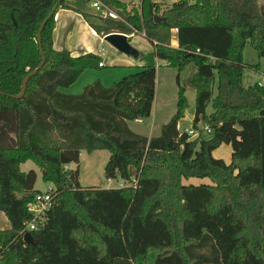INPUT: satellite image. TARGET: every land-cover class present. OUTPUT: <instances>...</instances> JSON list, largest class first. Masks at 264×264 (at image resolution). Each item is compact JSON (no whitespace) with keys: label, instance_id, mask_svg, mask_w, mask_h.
Here are the masks:
<instances>
[{"label":"trees","instance_id":"16d2710c","mask_svg":"<svg viewBox=\"0 0 264 264\" xmlns=\"http://www.w3.org/2000/svg\"><path fill=\"white\" fill-rule=\"evenodd\" d=\"M100 1L120 19L83 12L98 34L143 33L156 57L177 68L176 112L155 136L128 124L151 118L154 66L63 92L87 69L102 67L97 53L53 47L55 14L70 6L0 0V210L10 221L0 229V264H264V85L243 81L246 44L264 57V0H173L165 8L157 0ZM175 28L178 47L171 46ZM41 47L45 63L18 96L43 60ZM187 85L196 92L197 136L179 128ZM223 143L232 147L230 162L213 155ZM95 150L110 152L105 176L124 186L81 185L79 169L68 165ZM29 160L55 187L45 224L30 231L35 244L23 232L40 191L36 171L21 169ZM192 177L212 183H184ZM197 189L207 195L191 194ZM187 209L197 229L180 227Z\"/></svg>","mask_w":264,"mask_h":264},{"label":"rangeland","instance_id":"374dc122","mask_svg":"<svg viewBox=\"0 0 264 264\" xmlns=\"http://www.w3.org/2000/svg\"><path fill=\"white\" fill-rule=\"evenodd\" d=\"M124 1L130 4L135 0ZM160 1L163 3V8L173 2V0ZM128 7L130 8L131 6L129 5ZM117 18L120 19L118 14ZM141 34L143 33H140V35L131 39V44L136 48L139 47L140 56L134 57L132 55H127V57H130L135 61V64H128L127 62L118 61H116L115 63H110V59H108V57H104V67L87 69L73 85L66 89V91L74 93L81 92L86 84H89L97 79L101 80V82L105 85H110L120 80L123 76L135 71L137 66H154L157 73L156 98L154 101L153 115L149 120H145V122L132 121L130 127L135 132H141L142 134H145L147 136H155L160 133V128L162 127V125L168 122L172 115L176 112L179 91V71L177 70V68L168 66L164 60L156 58L152 43L148 41L144 36H141ZM129 36H132V34H130ZM176 38V29H172L171 46L174 45L173 47L178 45L174 42ZM138 44H140V46ZM108 45L109 44H105L106 47H108ZM121 53L122 52H120L119 50L116 51L117 55H121ZM243 57L246 66L243 76L244 84L248 86L255 82L262 81L264 85V57H260L257 50L250 43L246 44L243 51ZM190 71L191 68L189 67L180 73V82L182 85H185ZM216 94L217 86H215L214 89V95ZM186 96L188 98V107L185 111V117L184 119H182L180 124L181 130H184L185 127H192V118L194 115L196 102V92L189 85L186 86ZM212 110V104L210 103L207 108V112L210 113L212 112ZM204 127L206 128L205 125L201 124L199 126V129H203ZM205 131L206 129L202 130L204 134ZM213 155L215 157L223 158L226 162H230L232 157V147L230 144L223 143L213 151ZM109 156L110 152L108 150H95L92 152L84 151L82 157L80 158V162H73L70 164L72 169H79V180L82 186H95L101 188L120 187L119 184L123 182V180L111 178L109 181L105 176V165L109 159ZM28 163V165H23L21 169L24 171L34 169L37 174L35 188L42 191L46 190L50 183L48 184L43 180L40 167H38L32 161H29ZM183 181L188 185L212 183L208 177H192ZM202 190L203 191H201V189H197V192H193L191 194H194L196 196L201 195L203 198V194L205 193V191L204 189ZM205 194L207 195V193ZM200 208L203 209V205H201ZM220 208H226L225 202L220 205ZM186 211V214H182L179 219L180 227L183 228L184 225L186 227L192 226L194 227V229H197L195 224L192 222L191 212L188 211V209ZM199 220L202 223H205V221L201 218H199ZM200 225H198V229L200 228ZM9 227L10 221L8 220L5 213L0 210V229H6ZM195 234H198V231L195 232ZM223 241V246H228L230 244V241L226 237L223 238Z\"/></svg>","mask_w":264,"mask_h":264},{"label":"crops","instance_id":"0c3cea01","mask_svg":"<svg viewBox=\"0 0 264 264\" xmlns=\"http://www.w3.org/2000/svg\"><path fill=\"white\" fill-rule=\"evenodd\" d=\"M65 1H66V4L70 6V8L61 7L57 10L55 14V28L53 30V47L55 49L57 50L67 49L73 55H79V54L87 53V52L97 53L102 58V62H103L102 67H104V62H105L104 57L106 58L108 57V59H110V63H115L116 61H118V62H127L128 64H135V61L132 58L127 57V54L122 52L121 55H117L116 51L118 49L114 47L113 45H111L108 41H106L104 38L105 36H101L100 34H98L97 31L93 27H91L90 24L86 21V19L84 18L82 14L83 12L99 14L93 7L92 1L90 2H85L81 0H65ZM157 1H160V0H157ZM137 2L138 1L135 0L132 3H137ZM138 35L140 34L132 33V36H129V37H131L132 39ZM141 36H144V34H141ZM176 37H177V30H176ZM174 42L178 44V39L176 38ZM105 44H109L108 47H106ZM138 45L140 46V44ZM139 56H140V50H139ZM130 66H133V65H130ZM66 89L68 88H64L62 89V91L67 92V93H74V92H68L66 91ZM76 93H80V92H76ZM155 98H156V95H155ZM153 107H154V103H153ZM153 107H152L151 117L153 115ZM135 121L145 122V120H135ZM181 121L179 123V128H181V125H180ZM131 122L132 121L128 122L129 126L131 125ZM192 122H193V118H192ZM185 128H188V127H185ZM138 133H141V132H138ZM83 152L81 153L80 158L82 157ZM29 161L22 163L21 168L23 165H28ZM68 166L69 168H72L70 164Z\"/></svg>","mask_w":264,"mask_h":264},{"label":"built area","instance_id":"2783aa9c","mask_svg":"<svg viewBox=\"0 0 264 264\" xmlns=\"http://www.w3.org/2000/svg\"><path fill=\"white\" fill-rule=\"evenodd\" d=\"M92 5L95 10L102 16H110L113 18H117V14L112 9L104 6V4L100 0H92ZM99 65L103 66V62H100ZM258 84L262 86L263 82L258 81ZM185 131H187L193 136L198 135V132L194 131L192 128H185ZM110 179L111 178H108L109 181ZM119 186H124V182H121ZM54 191L55 187L50 184L46 190H40L36 194L35 200L30 204V210L33 214V217L30 221L26 223L25 228L23 230L24 233L39 229L45 224L47 219V211L53 206L54 203Z\"/></svg>","mask_w":264,"mask_h":264},{"label":"water","instance_id":"95a60500","mask_svg":"<svg viewBox=\"0 0 264 264\" xmlns=\"http://www.w3.org/2000/svg\"><path fill=\"white\" fill-rule=\"evenodd\" d=\"M59 2H60V0H59ZM57 7H58V3L55 5L52 12L49 14V16L47 18H49L50 16H52L56 12ZM156 19L158 20V19H160V17L157 15ZM44 25H45V22L41 25L40 30L38 32V39L40 42H41V33H42V29H43ZM104 38L111 45L116 47L119 51H121L127 55H132L134 57L139 56V49L131 44L130 37L128 34L122 33V32H112V33L105 35ZM41 53L43 55V60H42L41 64L36 69H34L29 75H27L25 77V79L23 80L22 92L18 96H22L25 93L26 84H27V81L29 80V77L34 75L35 73H37L39 71V69L44 65L45 60H46V56L44 54L42 47H41ZM24 239L27 243L35 244V241H34V238L31 234V232H26L24 234Z\"/></svg>","mask_w":264,"mask_h":264}]
</instances>
